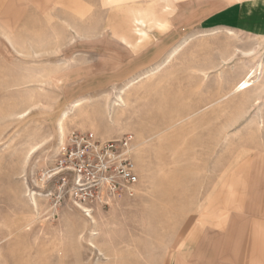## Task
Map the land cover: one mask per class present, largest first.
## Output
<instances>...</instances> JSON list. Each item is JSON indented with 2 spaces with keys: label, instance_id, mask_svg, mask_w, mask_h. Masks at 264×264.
<instances>
[{
  "label": "rangeland",
  "instance_id": "obj_1",
  "mask_svg": "<svg viewBox=\"0 0 264 264\" xmlns=\"http://www.w3.org/2000/svg\"><path fill=\"white\" fill-rule=\"evenodd\" d=\"M113 2L0 0V264H255L264 66L219 98L264 63V0ZM75 129L133 137V196L86 210L53 175Z\"/></svg>",
  "mask_w": 264,
  "mask_h": 264
},
{
  "label": "built area",
  "instance_id": "obj_2",
  "mask_svg": "<svg viewBox=\"0 0 264 264\" xmlns=\"http://www.w3.org/2000/svg\"><path fill=\"white\" fill-rule=\"evenodd\" d=\"M134 151L131 135L104 139L94 132L75 129L59 147L51 172L64 182L71 177L68 182L84 209L90 210L94 202L108 206L112 198L134 195L140 180Z\"/></svg>",
  "mask_w": 264,
  "mask_h": 264
},
{
  "label": "bare ground",
  "instance_id": "obj_3",
  "mask_svg": "<svg viewBox=\"0 0 264 264\" xmlns=\"http://www.w3.org/2000/svg\"><path fill=\"white\" fill-rule=\"evenodd\" d=\"M126 35L128 36V34H126ZM128 37L129 38H127V44H129L131 47H134L135 48L136 46H139L142 43V41L139 42V43H137L136 42V37H135V40L133 39V37L131 35H129ZM179 50H180V48L175 49L173 51V53L171 54L170 57L174 56ZM171 60H172V58H171ZM263 66H264V63H262V62L259 63L256 66V68H253L249 73H247V75L243 79L239 80L235 84V86L232 88V90L230 91L229 94H227L226 96H223V97L219 98V101H221L224 98H227L230 95L238 94V93H241V92L246 91L247 89H249L254 84V82H255L253 80L255 74L257 72H262ZM130 86H132V85H130ZM87 102H89V100H87V99H79V100L75 101L72 104V107L70 108V111L64 113L60 127L63 129V121H64V119L67 118L70 114H74L77 111H81V109L83 108L84 104L87 103ZM114 104L115 105H125L126 104V101H125L124 97L122 95H120L119 96V102H115ZM33 200H34L33 203L35 205H37V202H36L35 197H33Z\"/></svg>",
  "mask_w": 264,
  "mask_h": 264
},
{
  "label": "crops",
  "instance_id": "obj_4",
  "mask_svg": "<svg viewBox=\"0 0 264 264\" xmlns=\"http://www.w3.org/2000/svg\"><path fill=\"white\" fill-rule=\"evenodd\" d=\"M242 14H243V10L241 8L239 9V7H236V6L235 7L229 6L224 11H222L221 13L215 14V16L213 18L209 19L208 21H206V23H209V22L212 23L214 21L215 22L231 23V22H234L236 19L238 21H240ZM254 241H257V240L255 239ZM248 251L252 253L250 258H253V260H255L254 261L255 264L259 263L261 256L264 257V255H260V252L264 253V250L260 251V248H257L256 245L255 246L252 245V249H249ZM257 252H259V254H256ZM240 261H241V259H240ZM260 262H262L261 264H264V260L260 261Z\"/></svg>",
  "mask_w": 264,
  "mask_h": 264
},
{
  "label": "snow or ice",
  "instance_id": "obj_5",
  "mask_svg": "<svg viewBox=\"0 0 264 264\" xmlns=\"http://www.w3.org/2000/svg\"><path fill=\"white\" fill-rule=\"evenodd\" d=\"M104 7L114 8V7H117V5L113 2V0H104Z\"/></svg>",
  "mask_w": 264,
  "mask_h": 264
}]
</instances>
